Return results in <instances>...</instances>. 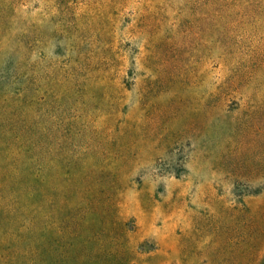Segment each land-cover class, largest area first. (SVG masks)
<instances>
[{"label":"rangeland","instance_id":"1","mask_svg":"<svg viewBox=\"0 0 264 264\" xmlns=\"http://www.w3.org/2000/svg\"><path fill=\"white\" fill-rule=\"evenodd\" d=\"M22 4L0 5V264H264V0ZM27 25L50 73L32 207L14 190Z\"/></svg>","mask_w":264,"mask_h":264},{"label":"trees","instance_id":"2","mask_svg":"<svg viewBox=\"0 0 264 264\" xmlns=\"http://www.w3.org/2000/svg\"><path fill=\"white\" fill-rule=\"evenodd\" d=\"M24 1L26 0H0V5L7 7L6 17L10 20L11 17H15L18 7L23 5ZM4 24V21L0 22V26ZM26 36L28 37L27 41L20 40V45L25 50H21V47L15 49L19 57L13 65V79H15V84H18L15 101L20 110L17 117L18 123L15 124L17 174L14 179V190L15 196L22 206L32 207L36 203V196L40 198V204L45 205L47 202V191L43 185L39 184V180H42L43 177L40 178L38 173L44 172L47 164L50 130L45 125L47 121L44 118L46 111L44 108L46 92L49 91L50 73L46 66L43 65L39 68L28 61L31 40L29 26L26 28ZM5 41L9 42L8 39ZM4 99L7 100L8 97L5 95ZM38 102L43 109L40 112L44 114L37 113L35 104ZM37 115H41V123L37 121Z\"/></svg>","mask_w":264,"mask_h":264}]
</instances>
